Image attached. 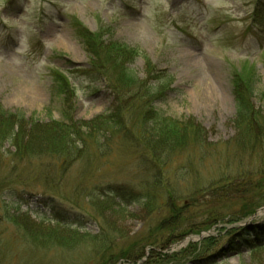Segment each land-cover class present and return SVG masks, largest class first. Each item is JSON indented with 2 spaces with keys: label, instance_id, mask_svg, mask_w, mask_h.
Here are the masks:
<instances>
[{
  "label": "rangeland",
  "instance_id": "374dc122",
  "mask_svg": "<svg viewBox=\"0 0 264 264\" xmlns=\"http://www.w3.org/2000/svg\"><path fill=\"white\" fill-rule=\"evenodd\" d=\"M92 49L111 74L122 61L139 78L154 77L148 87L167 75L173 84L151 98L157 112L136 106L122 127L88 130L71 152L22 158L0 141V264H101L85 242L71 250L35 245L12 220L25 212L66 220L82 234L116 222L124 235L112 251H144L117 264H264V249L248 248L250 239L264 241V145L247 153L229 145L238 133L233 77L260 74L264 86V0H0V106L44 123L107 115L115 97ZM253 102L264 112L260 94ZM142 112L157 122L195 120L203 141L157 163L145 149L154 130ZM116 187L139 197L152 190L156 209L132 202L130 216H102L90 193Z\"/></svg>",
  "mask_w": 264,
  "mask_h": 264
},
{
  "label": "trees",
  "instance_id": "16d2710c",
  "mask_svg": "<svg viewBox=\"0 0 264 264\" xmlns=\"http://www.w3.org/2000/svg\"><path fill=\"white\" fill-rule=\"evenodd\" d=\"M86 38L90 45L91 39L89 37ZM91 52L94 56L93 62L98 64V61L94 60L99 59L100 55H98L95 49H92ZM115 53L116 51L108 53L109 58H115L117 55L114 56ZM116 65L118 66L116 68L118 72L112 69L115 71H112L113 74L104 69L106 65H101L100 63L97 65L102 66V69L99 67V71L102 73L103 80L115 97V101L108 110L107 115H102L100 119H95L90 123L69 122V124H66L64 120H52L44 123L34 117L26 118L21 113L8 111L0 106V141L3 144L11 142L10 144L15 150L13 153L17 157L22 158L25 155H38L47 151L71 152L76 147H82V144L88 141L89 138L86 136L88 130H97L103 125L107 126V128L108 125L122 127L127 119L126 114L132 112L136 106L145 105L151 111L157 112L154 106L155 102L151 98L155 96L156 91L160 94V90L168 86L171 81V84H173V77L167 75L165 78L158 79L154 85L148 87L147 82L154 77L141 79L122 61H117ZM233 83L236 100V117L233 122L238 133L229 142V145L234 143L238 153H244V149H246L245 153H247V150H251L252 148L255 150L257 147L264 145V112L259 110L253 102V98L258 94L264 99V86L261 87L260 85V74L245 78L236 72L233 77ZM143 86H147V92L139 91ZM65 114L71 120L72 115L70 111H67ZM139 116L140 119L143 117L145 121L152 122V129L154 131L147 129V132L148 136L153 137V140H145V149H148L147 153L157 163L160 161L159 156L161 154L176 152L192 144H201L203 141L202 137L205 129L201 124L194 122L195 120L189 119L188 121L184 120V122H181L163 117L162 121L157 122V118L148 116L145 112H142ZM72 131L78 136V139L69 140ZM153 183L155 184L154 187H159V181H153ZM90 194L92 204L95 203L96 206L101 204L103 212L101 211L100 214L102 213V216L108 211L110 214L117 215V219L119 217L125 218L130 216L131 212L127 209L129 203L143 204L149 212H153L157 205L152 190H148L146 195L141 197L135 191L129 190L126 187L108 189L100 192L99 196ZM260 205L262 203L253 204L249 213H254ZM12 220L25 231L26 236L35 245L40 247H62L71 250L85 242L86 246L91 248L93 258L101 262V264H117L121 259L139 261L144 257V251L140 245H136L135 249L137 250L130 254L127 251H123L122 254L116 255L115 251H112L119 239L122 238L120 236L124 235V231L116 225V222H103L101 225L102 229L97 234H82L79 229L71 227V224L66 220L53 221L50 219L48 223L44 220L36 221L27 212L22 216L18 215L14 217ZM262 229L264 231V228ZM243 232L247 235L258 233L256 228L252 229L249 227L244 229ZM249 241L248 248L251 252L257 253L264 249V241L259 244H255L251 239ZM219 256L221 255L219 254Z\"/></svg>",
  "mask_w": 264,
  "mask_h": 264
}]
</instances>
